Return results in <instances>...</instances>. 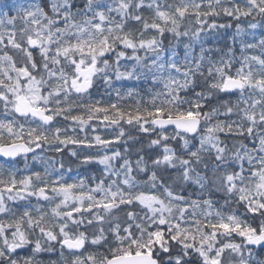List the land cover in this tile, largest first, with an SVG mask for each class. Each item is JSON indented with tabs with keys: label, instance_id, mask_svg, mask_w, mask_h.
<instances>
[{
	"label": "snow or ice",
	"instance_id": "6c2138e0",
	"mask_svg": "<svg viewBox=\"0 0 264 264\" xmlns=\"http://www.w3.org/2000/svg\"><path fill=\"white\" fill-rule=\"evenodd\" d=\"M0 264H264V0H0Z\"/></svg>",
	"mask_w": 264,
	"mask_h": 264
},
{
	"label": "rangeland",
	"instance_id": "374dc122",
	"mask_svg": "<svg viewBox=\"0 0 264 264\" xmlns=\"http://www.w3.org/2000/svg\"><path fill=\"white\" fill-rule=\"evenodd\" d=\"M19 166H20V167H23V162H21Z\"/></svg>",
	"mask_w": 264,
	"mask_h": 264
}]
</instances>
